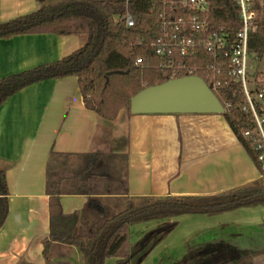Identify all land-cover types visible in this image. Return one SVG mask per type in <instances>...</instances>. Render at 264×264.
<instances>
[{
    "label": "crops",
    "instance_id": "1",
    "mask_svg": "<svg viewBox=\"0 0 264 264\" xmlns=\"http://www.w3.org/2000/svg\"><path fill=\"white\" fill-rule=\"evenodd\" d=\"M38 7V0H0V22ZM85 41L83 34L57 33L0 38V78L59 60ZM52 151L109 156L108 170L129 183L128 194L103 196L116 212L126 208L129 198L211 195L261 176L222 113L134 114L122 108L114 120H107L86 107L77 77L43 80L0 107V159L10 188L9 212L0 229V264H85L72 245L53 246L52 261L45 258L44 240L50 234L46 171ZM69 163L76 164L75 158ZM87 199L85 194L63 195V208L83 212ZM197 215V221L208 222L197 228L203 231L224 214ZM207 246L227 251L231 260L254 252L256 264H264L261 253L227 238L202 241L194 249ZM158 247L140 264H162L152 257Z\"/></svg>",
    "mask_w": 264,
    "mask_h": 264
},
{
    "label": "trees",
    "instance_id": "2",
    "mask_svg": "<svg viewBox=\"0 0 264 264\" xmlns=\"http://www.w3.org/2000/svg\"><path fill=\"white\" fill-rule=\"evenodd\" d=\"M39 7L27 14L0 22V38L19 34H83V46L59 60L46 62L0 78V107L12 95L46 79L75 76L87 108L107 120H114L122 108L130 112L131 98L140 90L172 78L159 66L152 43L161 37L159 17L152 12L151 0H38ZM178 4L180 0H154ZM206 16L215 28L224 27L231 35L241 28L237 0H209ZM257 30L250 35V51L257 59L264 56V1L255 6ZM129 11L137 18L128 26L123 19ZM141 59L140 62H137ZM207 62L210 58L205 59ZM196 74L202 75L200 71ZM264 80V74H261ZM261 79V76H257ZM264 82V81H263ZM225 107L223 115L239 141L260 170L255 180L211 195H168L163 198H129L124 210L114 211L105 195L129 193L128 178L109 171L102 153L68 154L51 152L46 171V192L50 198V234L44 240L47 263L52 247L72 245L79 249L85 264H140L179 224L184 213L215 214L243 206L264 205V169L253 143L245 136L256 124L245 111L241 85L231 80L217 94ZM230 103V106L227 104ZM73 157L76 164L70 165ZM125 176L127 174L125 170ZM10 188L7 167L0 159V229L9 212ZM88 196L83 212H65L62 196ZM87 212V214H86ZM89 214V215H88ZM158 221L137 241H131V225ZM264 226V222H263ZM179 264H256L255 253L236 261L227 251L200 256L193 248Z\"/></svg>",
    "mask_w": 264,
    "mask_h": 264
},
{
    "label": "built area",
    "instance_id": "3",
    "mask_svg": "<svg viewBox=\"0 0 264 264\" xmlns=\"http://www.w3.org/2000/svg\"><path fill=\"white\" fill-rule=\"evenodd\" d=\"M151 1V10L158 14L161 29V37L152 43L159 66L169 70L172 78L201 76L216 95L229 80L240 84L246 98L243 109L250 112L256 124L245 136L253 143L264 169V80L250 77V56L254 55L249 48L250 35L257 30L253 0H237L242 26L234 36L224 27L212 26L206 16L209 0H180L178 4L160 5ZM123 19L128 26L136 25L137 18L129 11ZM198 71L202 75L196 74Z\"/></svg>",
    "mask_w": 264,
    "mask_h": 264
},
{
    "label": "rangeland",
    "instance_id": "4",
    "mask_svg": "<svg viewBox=\"0 0 264 264\" xmlns=\"http://www.w3.org/2000/svg\"><path fill=\"white\" fill-rule=\"evenodd\" d=\"M263 1L253 0V3L255 6H262ZM250 65V77L261 76L262 78L264 56L262 59H257L254 55L250 56ZM225 212H223L224 215H220L218 221L213 222V226H208L209 229L203 231H197V228L208 222L204 219L200 222L197 221L199 218L197 214L204 213H184L177 216L176 219L180 223L178 228L160 243V247L156 249L152 257L162 264H179L186 259L185 255L188 254L190 247L194 249L200 242L216 238H227L239 247L253 249V251L261 253V257L264 256V205L244 206L236 211L232 209ZM158 223V221H147L131 225V241H137ZM222 224L225 227H222ZM195 251L200 256L217 252L212 246L202 247ZM236 259L238 258H233V261ZM106 264H115V258L108 259Z\"/></svg>",
    "mask_w": 264,
    "mask_h": 264
},
{
    "label": "water",
    "instance_id": "5",
    "mask_svg": "<svg viewBox=\"0 0 264 264\" xmlns=\"http://www.w3.org/2000/svg\"><path fill=\"white\" fill-rule=\"evenodd\" d=\"M130 110L139 113H224L211 86L198 75L171 78L136 93Z\"/></svg>",
    "mask_w": 264,
    "mask_h": 264
}]
</instances>
